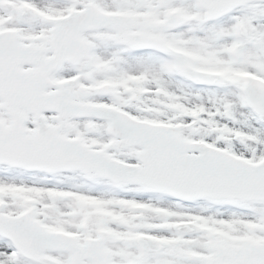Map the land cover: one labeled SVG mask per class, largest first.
Here are the masks:
<instances>
[{
    "label": "snow or ice",
    "instance_id": "obj_1",
    "mask_svg": "<svg viewBox=\"0 0 264 264\" xmlns=\"http://www.w3.org/2000/svg\"><path fill=\"white\" fill-rule=\"evenodd\" d=\"M0 264H264V0H0Z\"/></svg>",
    "mask_w": 264,
    "mask_h": 264
}]
</instances>
